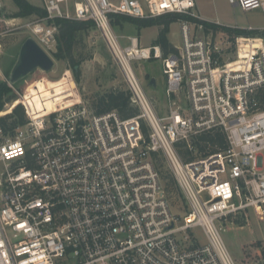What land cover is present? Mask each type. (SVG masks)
Instances as JSON below:
<instances>
[{
	"label": "built area",
	"instance_id": "1",
	"mask_svg": "<svg viewBox=\"0 0 264 264\" xmlns=\"http://www.w3.org/2000/svg\"><path fill=\"white\" fill-rule=\"evenodd\" d=\"M64 1L47 0L43 21L92 20L139 112L98 114L79 102L38 120L29 115L14 134L0 121V264H237L218 222L254 207L264 223V36L218 31L255 28L205 18L195 0H79L73 14L62 12ZM228 2L264 11V0ZM169 13L191 18L181 20V45L167 56L134 37L123 45L112 25L115 14ZM43 21L29 30L48 52L58 26ZM153 59L167 82L164 117L135 67ZM216 129L227 148L197 156L193 139ZM179 142L193 159L183 158ZM155 153L179 187L183 215L173 210Z\"/></svg>",
	"mask_w": 264,
	"mask_h": 264
},
{
	"label": "rangeland",
	"instance_id": "2",
	"mask_svg": "<svg viewBox=\"0 0 264 264\" xmlns=\"http://www.w3.org/2000/svg\"><path fill=\"white\" fill-rule=\"evenodd\" d=\"M28 1L47 10V0ZM78 1L66 0L62 2L60 4L62 12L73 14L75 3ZM195 1L198 13L206 15L208 18L220 19L225 25L238 24L241 27L252 25L255 29L260 28L261 31L264 29L262 28L264 27L263 10L257 9L244 12L241 8L232 6L228 0ZM19 12L20 9L14 0H0V83L7 82L16 92L18 99L21 101L19 104L23 106L24 110L26 109L27 119L30 111H40L43 108V102L48 98L46 92L40 93L37 91L34 81L39 79L45 81L49 85L48 91L50 92L52 85L50 81L59 83L66 76L68 69L71 71L79 98L74 100L75 103L72 105L83 102L91 106L97 95L117 87L127 88L125 79L96 29L86 38L84 51L86 54H89V51L91 55L93 53V58L82 63L79 79L76 78L73 70L69 68L67 61L57 60L54 57L53 51L56 50L55 48L52 51L48 50V53L55 60V65L51 70L37 69L14 85L10 84L8 77L18 59L20 47L31 34L29 25L45 19L38 15L19 16ZM43 23L45 25L50 24L48 20H44ZM114 29L120 35V40L125 46L130 45V37L137 38L139 45L142 47L157 44L155 38L158 36L159 28L156 25L139 29L133 23L124 22L120 26H114ZM255 29L254 32H256ZM253 31H248L253 33L248 35L251 37L262 36L260 32L254 33ZM168 36L174 46L179 47L181 45L180 21L171 24ZM135 67L148 95L154 102L157 112L160 116H166L169 112V102L166 90L167 82L161 59L140 61L136 63ZM153 78L155 79V85L149 86ZM179 100L181 103L183 102L181 98ZM16 101L7 103L1 113L7 111ZM14 107H12V111ZM196 155L201 156L198 152H196ZM157 165L160 166L159 170L162 171L163 176H168L169 170L163 159L159 158ZM170 190L172 191L173 210L183 215L187 210V206L181 194L176 185H171ZM218 225L223 228L224 240L237 264H264V223L258 208H247L237 218H234V221L233 219H222L218 222ZM194 232L199 236L202 243H205L206 238L202 230L197 228Z\"/></svg>",
	"mask_w": 264,
	"mask_h": 264
},
{
	"label": "trees",
	"instance_id": "3",
	"mask_svg": "<svg viewBox=\"0 0 264 264\" xmlns=\"http://www.w3.org/2000/svg\"><path fill=\"white\" fill-rule=\"evenodd\" d=\"M14 2L20 9V12L18 13L19 16L38 15L42 18L48 16V12L46 9L35 6L28 0H14ZM189 18L191 17L179 13H169L150 18H136L127 15L115 14L112 15V25L113 27L116 25L120 26L124 22H127L133 23L139 29L155 25L158 26L159 31L156 43L161 46L163 55L167 56L170 53L177 52L176 46L173 45L168 36L170 33L171 24L173 22ZM48 21L50 22V24H56L58 26L56 50L53 51L54 57L57 60L67 61L69 68L73 70L74 75L77 79H79L81 75L82 63L85 60L93 58V53L91 55L89 51V54H86L84 49L86 48V38L90 36L91 32L94 29H96L95 23L92 20H79L68 17H56ZM207 26H211V24L207 23ZM214 27L218 29V31L229 32L230 34H253L252 32H248L242 29L233 30L225 26ZM255 31L256 32H253H260V34L264 36V30ZM50 83L52 85L49 92V85H47L45 81H43L42 79L34 81V85L37 86V91L40 93L46 92L48 96V98L42 104L43 108L40 111H37L38 115L46 116L47 114L61 109L65 102L70 101L72 103H75L74 100L79 99L70 69L67 70L66 76L59 83H57L56 81H50ZM15 101L16 103H14L13 106L11 105L7 109V111L1 113L7 103ZM19 103H21V101L20 99H18V95L15 91H13L12 87L7 82H1L0 113L5 115H0V121L6 134H14L18 126L23 125L27 122L26 109L24 110L23 106ZM12 107H14L13 111ZM91 107L98 114L106 113L115 109L123 118H129L139 112V109L132 102L131 92L128 87L113 88L97 95L93 99ZM144 133L146 136L148 135V129L145 126ZM192 143L194 149L201 155H208L218 150L225 149L228 146L225 134L220 129L203 132L200 135L196 136L193 139ZM177 147L184 159L191 160L194 158V154L188 148L187 143L179 142L177 144ZM154 155L157 160L160 158L157 153H155ZM157 167L159 168L160 166L157 165ZM162 178L163 180H166L164 182L166 190L170 197H172V191L170 190L171 185H176L180 193L179 187L177 186V183L170 172H168V176H163L162 174Z\"/></svg>",
	"mask_w": 264,
	"mask_h": 264
},
{
	"label": "water",
	"instance_id": "4",
	"mask_svg": "<svg viewBox=\"0 0 264 264\" xmlns=\"http://www.w3.org/2000/svg\"><path fill=\"white\" fill-rule=\"evenodd\" d=\"M54 65V58L32 36H29L20 47L18 59L8 77L9 83H17L37 69L49 71ZM150 83L154 84L155 79L153 78Z\"/></svg>",
	"mask_w": 264,
	"mask_h": 264
},
{
	"label": "bare ground",
	"instance_id": "5",
	"mask_svg": "<svg viewBox=\"0 0 264 264\" xmlns=\"http://www.w3.org/2000/svg\"><path fill=\"white\" fill-rule=\"evenodd\" d=\"M234 7H236V6H234ZM48 12V11H47ZM56 18V17H55ZM183 20V19H182ZM180 22H181V20H180ZM57 44V43H56ZM250 44V43H249ZM255 44V45H254ZM254 46V48H256V47H258V42L257 41H255V42H251V44H250V47H253ZM177 48V47H176ZM13 85V84H12ZM73 103L72 102H70V101H67V102H65L64 103V105H63V107L62 108H65V107H68V106H70V105H72ZM61 108V109H62ZM30 116L33 118V119H36V120H38V119H40V118H42V117H44L43 115H38V113H37V111L36 110H32V111H30Z\"/></svg>",
	"mask_w": 264,
	"mask_h": 264
},
{
	"label": "crops",
	"instance_id": "6",
	"mask_svg": "<svg viewBox=\"0 0 264 264\" xmlns=\"http://www.w3.org/2000/svg\"><path fill=\"white\" fill-rule=\"evenodd\" d=\"M203 17H205V18H208V16H206V15H204V14H201ZM208 19H216V18H212V17H209ZM220 20V19H219ZM221 21V20H220ZM222 22V21H221ZM230 25H234V24H230ZM249 26V25H248ZM252 26V25H251ZM262 28H264V27H262ZM260 29V28H259ZM158 37V36H157ZM157 37L155 38V40L157 39ZM57 45V44H56ZM56 48V47H55ZM153 85H155V83L154 84H152V83H149V86H153Z\"/></svg>",
	"mask_w": 264,
	"mask_h": 264
}]
</instances>
